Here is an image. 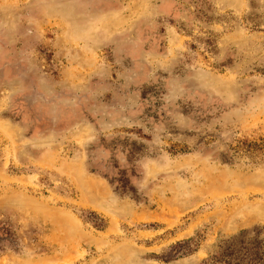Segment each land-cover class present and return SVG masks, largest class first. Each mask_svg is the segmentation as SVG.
Here are the masks:
<instances>
[{
  "label": "rangeland",
  "instance_id": "obj_1",
  "mask_svg": "<svg viewBox=\"0 0 264 264\" xmlns=\"http://www.w3.org/2000/svg\"><path fill=\"white\" fill-rule=\"evenodd\" d=\"M240 240L264 264V0H0V264Z\"/></svg>",
  "mask_w": 264,
  "mask_h": 264
},
{
  "label": "trees",
  "instance_id": "obj_2",
  "mask_svg": "<svg viewBox=\"0 0 264 264\" xmlns=\"http://www.w3.org/2000/svg\"><path fill=\"white\" fill-rule=\"evenodd\" d=\"M242 242L243 244H241L238 249H236L235 244L227 245L222 255L214 257L212 263L220 264L223 262V264H245V260L249 259V263L246 264H259V261L251 259V249L255 248V246L253 245L252 247L251 244H247L245 241ZM245 244L247 246H245Z\"/></svg>",
  "mask_w": 264,
  "mask_h": 264
}]
</instances>
